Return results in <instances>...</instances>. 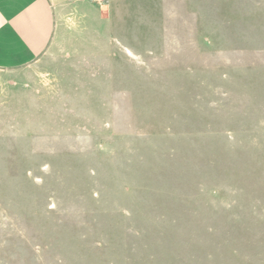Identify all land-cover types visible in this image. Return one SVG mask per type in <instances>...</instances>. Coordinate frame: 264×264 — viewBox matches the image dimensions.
<instances>
[{"label": "rangeland", "instance_id": "374dc122", "mask_svg": "<svg viewBox=\"0 0 264 264\" xmlns=\"http://www.w3.org/2000/svg\"><path fill=\"white\" fill-rule=\"evenodd\" d=\"M81 3L0 70V264H264V0Z\"/></svg>", "mask_w": 264, "mask_h": 264}, {"label": "crops", "instance_id": "0c3cea01", "mask_svg": "<svg viewBox=\"0 0 264 264\" xmlns=\"http://www.w3.org/2000/svg\"><path fill=\"white\" fill-rule=\"evenodd\" d=\"M93 0H0V70L34 62L57 36L69 5Z\"/></svg>", "mask_w": 264, "mask_h": 264}, {"label": "built area", "instance_id": "2783aa9c", "mask_svg": "<svg viewBox=\"0 0 264 264\" xmlns=\"http://www.w3.org/2000/svg\"><path fill=\"white\" fill-rule=\"evenodd\" d=\"M97 3H101V4H103V3H106V0H95Z\"/></svg>", "mask_w": 264, "mask_h": 264}]
</instances>
